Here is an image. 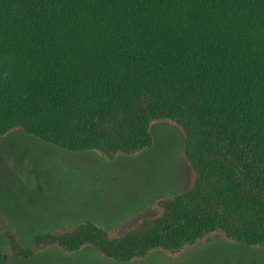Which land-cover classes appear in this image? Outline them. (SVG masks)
<instances>
[{"label": "trees", "instance_id": "1", "mask_svg": "<svg viewBox=\"0 0 264 264\" xmlns=\"http://www.w3.org/2000/svg\"><path fill=\"white\" fill-rule=\"evenodd\" d=\"M160 121L184 137L189 189L136 227L83 220L25 246L0 213L13 257L264 248V0H0V138L114 161L152 149Z\"/></svg>", "mask_w": 264, "mask_h": 264}, {"label": "rangeland", "instance_id": "2", "mask_svg": "<svg viewBox=\"0 0 264 264\" xmlns=\"http://www.w3.org/2000/svg\"><path fill=\"white\" fill-rule=\"evenodd\" d=\"M154 146L132 157L106 161L95 153H70L21 131L0 138V213L21 245L51 229L92 220L107 230L133 228L156 216L160 198L189 189L193 173L184 137L169 121L152 127ZM0 264H121L91 248L66 255L49 249L24 260L9 253L0 231ZM125 264H264V248L250 249L218 235L172 257L156 251Z\"/></svg>", "mask_w": 264, "mask_h": 264}]
</instances>
